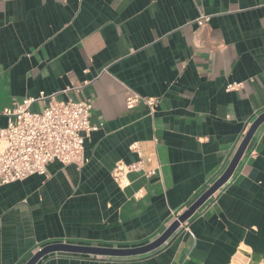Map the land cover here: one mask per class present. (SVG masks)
Instances as JSON below:
<instances>
[{
    "label": "crops",
    "instance_id": "0c3cea01",
    "mask_svg": "<svg viewBox=\"0 0 264 264\" xmlns=\"http://www.w3.org/2000/svg\"><path fill=\"white\" fill-rule=\"evenodd\" d=\"M129 90L158 98L154 112L129 108ZM42 91L91 100L100 128L85 165L53 162L0 188V264L54 244H147L224 173L264 112V0H0V128L5 108ZM134 142L160 169L122 188L112 170L138 159ZM36 264H264V123L171 244L129 257L53 251Z\"/></svg>",
    "mask_w": 264,
    "mask_h": 264
},
{
    "label": "built area",
    "instance_id": "2783aa9c",
    "mask_svg": "<svg viewBox=\"0 0 264 264\" xmlns=\"http://www.w3.org/2000/svg\"><path fill=\"white\" fill-rule=\"evenodd\" d=\"M196 21L203 26L209 21V16L202 15ZM241 86V83H229L226 90H236ZM42 101H47V104L39 110L33 109L35 103ZM158 101L156 97L141 96L132 90L128 91L126 97L129 108L143 103L151 112H154ZM92 111L91 100H60L55 93L47 94L44 91L38 96L15 101L11 107L5 108L3 113L7 117V124L0 128V188L33 175H46L48 166L53 162L78 167L85 165L89 161L85 155V138L100 128L91 123ZM130 148L138 154V159L130 163L120 160L112 170L115 182L122 188L131 184L130 173L143 172L150 176L160 169V165L147 168L150 159L145 158L137 142ZM141 193L142 190H139L136 196H141ZM180 214L176 213L173 221ZM42 249L39 247L38 251Z\"/></svg>",
    "mask_w": 264,
    "mask_h": 264
},
{
    "label": "water",
    "instance_id": "95a60500",
    "mask_svg": "<svg viewBox=\"0 0 264 264\" xmlns=\"http://www.w3.org/2000/svg\"><path fill=\"white\" fill-rule=\"evenodd\" d=\"M264 123V112L261 113L251 124L248 129L241 145L236 151L234 157L232 158L229 166L224 171V173L191 205L189 206L177 220L171 222L168 227L154 240L144 244L142 246L134 248H105L97 246H75L68 244H54L43 248L41 251L36 253L26 264H36L45 255L53 251H81L88 252L95 255L103 256H114V257H129V256H139L144 255L153 251H157L164 247V245L171 244L175 236L181 227L189 218H191L197 210H199L208 199L222 190L232 179L235 171L244 156V153L252 140L253 136L257 132L258 128Z\"/></svg>",
    "mask_w": 264,
    "mask_h": 264
}]
</instances>
